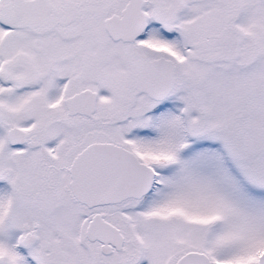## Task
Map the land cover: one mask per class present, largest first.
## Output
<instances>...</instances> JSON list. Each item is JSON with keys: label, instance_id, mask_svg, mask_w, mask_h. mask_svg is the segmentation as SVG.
<instances>
[{"label": "snow or ice", "instance_id": "1", "mask_svg": "<svg viewBox=\"0 0 264 264\" xmlns=\"http://www.w3.org/2000/svg\"><path fill=\"white\" fill-rule=\"evenodd\" d=\"M0 264H264V0H0Z\"/></svg>", "mask_w": 264, "mask_h": 264}]
</instances>
